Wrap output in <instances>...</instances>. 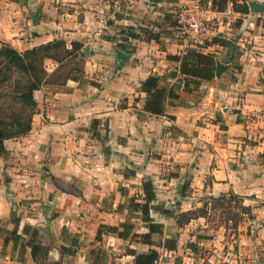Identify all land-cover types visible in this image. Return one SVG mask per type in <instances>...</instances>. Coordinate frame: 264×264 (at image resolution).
<instances>
[{"label": "crops", "instance_id": "0c3cea01", "mask_svg": "<svg viewBox=\"0 0 264 264\" xmlns=\"http://www.w3.org/2000/svg\"><path fill=\"white\" fill-rule=\"evenodd\" d=\"M192 1L136 0L112 17L110 0H0V44L22 52L52 41L66 49L77 43L85 58L83 80L48 83L34 91L29 131L2 142L0 264H39L31 260L24 227L35 229L48 249L46 262L122 264L125 258L131 264L132 241L102 229L125 222L129 198L117 185L124 187L121 173L130 165L138 186L147 169H177L161 186L176 183L188 170L189 186L206 183L203 196L231 193L250 211L232 235L231 252L219 242L224 233L216 232L221 260L185 257L159 264H264V168L258 159L264 153V11L234 13L236 24L216 13L213 38L227 45L210 42L198 50L224 69L184 91L178 63L168 57L191 47L175 34L171 15ZM196 1L210 6L212 0ZM250 2L262 4L246 0L247 6ZM139 28L157 40H143ZM129 33L140 39H130ZM117 52L128 58L118 62ZM51 63L48 74L57 66ZM149 75L177 94L162 116L142 111L139 83ZM162 188L164 196L182 198ZM193 193L187 209L198 205ZM176 232L175 251L182 255L180 241L192 243L195 236L188 226Z\"/></svg>", "mask_w": 264, "mask_h": 264}, {"label": "trees", "instance_id": "16d2710c", "mask_svg": "<svg viewBox=\"0 0 264 264\" xmlns=\"http://www.w3.org/2000/svg\"><path fill=\"white\" fill-rule=\"evenodd\" d=\"M261 1L264 5V0ZM228 3L231 4V10L234 13H248L246 0H212L210 6L215 12L221 13ZM138 32L145 41L157 40L156 34L144 28H139ZM139 34L129 33L128 36L130 39L138 40L140 39ZM211 42L227 45V42L216 38H212ZM198 49L187 48L180 56L168 57L169 60L178 63V72L182 76V89L184 91L188 90L189 86L194 87L201 82L210 81L214 77L215 61L213 57L210 54L201 53ZM81 57H83L81 45L77 43H70V48L66 49L63 42L52 41L22 52L16 51L7 44H0V88L8 83L13 76H16L8 95L0 90V99L9 96V100L14 103L8 105L10 112L0 111V156L4 152L2 146L4 140L21 137L29 131L35 107L32 96L34 91L48 83L62 85L66 80L78 83L83 80L82 68H69L63 78L60 77V73L57 74L63 63ZM46 60L57 65L50 74L45 70L44 62ZM52 77L55 78L51 80ZM161 82L160 77L149 75L139 83V92L145 95L142 111L150 116H162L166 102L177 98L173 87L162 86ZM258 159L264 168V153L259 154ZM134 174L133 170L127 168H124L121 173L123 179H129ZM172 176L175 177L176 175L172 174ZM186 187V184L183 185L181 191L183 192ZM229 196L238 198L231 193H229ZM154 201L155 189L153 182L148 177L143 178L138 193L129 198L127 209L132 215H135L133 216L135 219L144 225L145 232L141 234L132 232L133 225L131 223H121L117 227H102L105 233L111 232L121 240L129 239L131 241L136 238L137 240L132 242L146 246V250L142 252L127 250V253L132 257L131 264H157L159 254L155 248L166 252L175 250L176 240L171 238L162 239V224L156 222L150 215ZM159 213L171 218V212L168 210H159ZM201 217L200 215L196 216V218ZM22 233H29L30 257L33 262L59 264L57 262H46L48 249L39 243L35 229L24 227ZM99 234L100 232L97 230L95 234L96 241L99 239ZM94 256L97 257V255ZM93 264L95 263L93 262Z\"/></svg>", "mask_w": 264, "mask_h": 264}, {"label": "rangeland", "instance_id": "374dc122", "mask_svg": "<svg viewBox=\"0 0 264 264\" xmlns=\"http://www.w3.org/2000/svg\"><path fill=\"white\" fill-rule=\"evenodd\" d=\"M221 20L223 22H228V24L237 23V17H235V15L234 19H226L225 17H222ZM84 60V56L81 58H76L74 60H68L66 63H63L61 65L57 74L60 73V77L63 78L69 68H82L83 70ZM50 63L47 64L44 62L45 68H51L52 63ZM15 78L16 76H13L8 83H6L3 87L0 88L2 93H4L5 95L9 94V92L11 91L10 88L13 86ZM54 78L55 77H52L50 79L52 80ZM9 104H14L9 100V96H4L2 99H0V111H3L5 113L10 112L11 110L8 107ZM132 168L133 166L130 165V168L128 169L132 170ZM116 171L119 170L115 168V172ZM146 171L149 172V175L147 176L151 178L152 182H155L154 188L156 190L157 197L152 203L153 209L150 211V215L156 222L162 224L163 233L161 235V238L175 239V250L178 251L177 248L179 246L177 245H179V232H176L177 229L183 228V230H185L188 226V228H190L191 230V235L195 236L194 241H192V243H188L187 240L180 241L181 246L179 249L181 250L180 253L182 255H177L175 250L174 253H169V255L168 253L164 254L163 250L155 248V250L159 254L157 264L162 262V260H183V258L185 257L194 258L195 260H208V258L213 260H221L218 258V252H224L223 248L216 247V245L214 246V244L218 240V235L216 233L218 229L220 230V234L224 233L223 238H221L219 242L224 247V250H226L228 246V252H231L233 240L235 239V237H233L232 235L234 234L236 236L237 227H241L243 223L246 222V219L249 218L250 213L249 209H246L244 206L241 205V200L239 198H233L229 196V193L225 195H219L217 197H207L206 195L203 196L202 192L204 191L206 183L202 185L196 183L193 187L189 186V182L185 181L187 179H184L188 178L189 176L188 170L181 172V175H184L182 179L177 180L176 183H172L170 185H162L164 187L166 186L170 189H173L175 193L178 192L180 195H182V198L184 199H182L181 196H179V199L178 197H166L161 191L163 189L161 184L164 183L160 181L164 178L171 177L172 174H175V172H177V169L173 168L172 170H169L164 166H161L156 169H147ZM135 178H137L136 175L134 176V178H129L130 182H127L128 179L124 182L119 181V184H123L124 187H120L119 185H117V189H124V193L126 196L128 195V198L134 196L139 191L140 185L138 186V179L137 181H135ZM185 184L187 185V187L182 192L181 187ZM190 193L195 194L194 198L198 200V205L194 209H187L189 207H187L188 204L186 203L191 202V199L187 198L193 197L190 196ZM125 200L127 201L128 205L129 199ZM120 207L121 204H118L116 210L120 211ZM192 207L193 205L191 206V208ZM159 210L170 211L171 218H167L163 215H160ZM197 215L202 216L200 220L191 222L190 220L197 219ZM133 216L135 215H132L130 212H127V214H124L122 216L123 222L125 221L124 223H131L133 225L132 232H143L144 225L140 223L137 219H135ZM133 240H136V238H133L131 241ZM131 245L135 248L133 250H135L136 252H141V250L146 249V246H136L133 242H131ZM190 252L194 254V257L191 255ZM122 261V264H129V261H126L125 258Z\"/></svg>", "mask_w": 264, "mask_h": 264}, {"label": "built area", "instance_id": "2783aa9c", "mask_svg": "<svg viewBox=\"0 0 264 264\" xmlns=\"http://www.w3.org/2000/svg\"><path fill=\"white\" fill-rule=\"evenodd\" d=\"M136 0H110V15L113 17L129 8ZM211 6L200 1H192L178 7L172 13V28L175 34L191 48H201L210 43L216 28L214 17L216 15ZM226 19H234L231 4L219 13Z\"/></svg>", "mask_w": 264, "mask_h": 264}, {"label": "water", "instance_id": "95a60500", "mask_svg": "<svg viewBox=\"0 0 264 264\" xmlns=\"http://www.w3.org/2000/svg\"><path fill=\"white\" fill-rule=\"evenodd\" d=\"M248 11L253 14H259L264 11V5L258 2H250L248 4ZM115 58L118 62H123L128 58V55H125L121 52H117ZM223 69L224 66L221 65L217 60H215L214 76L218 77Z\"/></svg>", "mask_w": 264, "mask_h": 264}]
</instances>
